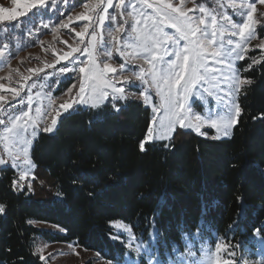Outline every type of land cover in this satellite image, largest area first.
Returning <instances> with one entry per match:
<instances>
[{
	"label": "trees",
	"instance_id": "trees-1",
	"mask_svg": "<svg viewBox=\"0 0 264 264\" xmlns=\"http://www.w3.org/2000/svg\"><path fill=\"white\" fill-rule=\"evenodd\" d=\"M252 59L261 63L245 71ZM238 71L253 83L238 94L242 111L227 139L177 129L141 151L152 118L136 100L78 108L53 133L41 132L30 188L14 190L15 170H0V264H50L35 249L39 239L121 264L128 248L115 221L143 240L154 230L173 257L221 242L218 253L232 252L238 264H264L251 254L264 241V49H250Z\"/></svg>",
	"mask_w": 264,
	"mask_h": 264
},
{
	"label": "snow or ice",
	"instance_id": "snow-or-ice-1",
	"mask_svg": "<svg viewBox=\"0 0 264 264\" xmlns=\"http://www.w3.org/2000/svg\"><path fill=\"white\" fill-rule=\"evenodd\" d=\"M17 8H28L31 3L34 9L32 15L36 16L41 9L46 6V0H29V3H20V0H13ZM264 3V0H261ZM55 3V0H52ZM194 3V0H193ZM219 4V0H217ZM95 15L80 13L77 19L88 21L83 28L76 32V35L83 37L91 27L92 41L91 45L95 47L102 40V31L105 29L107 21L110 27L107 29V36L110 42H105L104 47L114 48L116 53L122 58L118 67L112 64L104 63L100 68L92 59L91 52L86 46L83 53L88 54L87 62L79 68L80 73L85 75L81 78L79 85V100L74 101L77 105H88L91 99V107L97 108L106 100H123L128 97L125 95V88H140V96L143 103L152 106L153 121L157 119L156 114L163 108L164 117L160 120V126L166 132H172L177 126L181 129H193L200 136L220 140L230 138L232 128L238 123L241 115V108L235 102L234 93L239 94L245 85L253 83L251 79L241 78L235 67V62L245 58L248 51V44L256 38V24L258 21L253 19V13L256 11L255 5L241 0H228L226 4H220L225 9L217 15L209 11L203 4H194L192 8H186L184 0L177 6L171 0H96L93 5H84ZM115 9V14H109V9ZM97 9H100L97 11ZM151 9V12L146 11ZM227 9H231L230 15ZM0 13L4 14L5 20H16L18 16L25 15L17 12L16 9L8 10L0 7ZM199 13V15H195ZM119 16V21L117 17ZM239 16L242 22H234L233 17ZM71 19V17H69ZM129 19L132 23L129 25ZM125 25H129V32ZM19 25H14L18 27ZM47 27V25H44ZM171 28L175 31L169 33L165 29ZM134 36L135 43H124L121 45L120 35ZM239 37L240 39H235ZM264 48V43L257 45ZM125 49H131V52ZM79 48H72L59 57L61 60L69 61L75 64L77 58L73 53L80 52ZM112 53L108 52V56ZM142 57L147 62V68L143 65H137L136 59ZM71 58V59H70ZM261 61L252 59L245 71L260 64ZM68 67L59 69L61 74H67L73 71ZM128 75H123L125 71ZM107 74H114L108 76ZM212 84L217 95V100L222 103V112H208L206 116L189 115V109L186 104L190 97L200 93L201 89L208 95H213L205 84ZM120 85V86H118ZM0 85V88H3ZM155 89V95L160 98V105L152 103L151 89ZM22 90V89H21ZM13 98L20 95V90L12 89ZM71 91V89H69ZM32 97H28V110L16 112L17 104L13 103L9 109L0 114V126L4 128L5 140L11 141L13 145H19L17 151L8 149V159L0 158V165H10L18 168L20 164L30 165L28 156V145L32 143L28 135L36 136L38 130L45 133H52L57 125V117L61 112H56L48 126L40 127L38 119L41 117V109L36 108V117L30 116ZM0 101H5L4 96H0ZM7 103V101H5ZM20 105L25 103L21 98ZM64 111L73 108V104L65 103L61 105ZM114 110L120 109L113 105ZM0 109L4 105L0 104ZM207 125L215 130V135L208 137L205 131L201 129ZM29 129L31 130L29 133ZM164 139V136L158 137ZM153 139V128L149 127L146 142ZM140 150H145V142H141ZM22 154V155H21ZM26 172H21L20 181L13 182L14 190H23L25 185L22 183ZM6 211L3 205H0V214ZM118 230L127 231L132 235L130 228L119 222L113 225ZM255 231H259L258 229ZM118 239V237H112ZM131 247V245H127ZM219 251L221 244H216ZM216 264H220L217 261ZM224 264H230L224 261Z\"/></svg>",
	"mask_w": 264,
	"mask_h": 264
},
{
	"label": "rangeland",
	"instance_id": "rangeland-1",
	"mask_svg": "<svg viewBox=\"0 0 264 264\" xmlns=\"http://www.w3.org/2000/svg\"><path fill=\"white\" fill-rule=\"evenodd\" d=\"M115 2L116 0H113V3ZM156 2H159V0H156ZM171 2L178 6L181 3V0H171ZM227 2L228 0H219L218 4L217 0H194L193 3V0H184L186 8H192L194 7V4H203L209 11L214 12L218 19L220 14L225 11V9L220 7V4H226ZM236 2L240 3L241 0H236ZM245 2L255 5L256 11L253 13V19L258 21L255 26L256 38L250 41L247 46L249 51L250 49L257 47V45L264 43V36L261 37L259 35L260 27L262 28L264 26V3H262L261 0H245ZM20 3H29V0H20ZM95 3L96 0H55V3L53 4L52 0H46V6L41 9L40 13L33 16L32 13L34 9H32L31 3H29L28 8H17V5L13 0H0V7L8 10L16 9L17 12L25 14L23 16H18L16 20L9 21L3 19L4 14L0 13V85L4 86L3 88H0V96H4L5 101H7V103H5V101H0V104L4 105V109H0V114H2L4 110L9 109L10 105L13 103L17 104V109L16 112L12 114H19L20 111L28 110V97L31 96L30 116L36 117V108L39 107L41 109V117L38 119V123L42 128L51 123L52 117L55 116L58 111L62 113L61 116L57 117V121L59 122L64 114L78 108L98 110L107 103L124 105L133 100L143 103L142 98H137L140 96L142 89L127 87L125 88V95L128 97L127 99L115 101L109 99L103 104H100L97 108L91 107V99L89 100L88 105H77L74 103V101L80 99L78 96L79 85L81 78L85 75L84 73L79 72V68L85 66V64L80 63V61L87 62L89 60L88 54L83 53V49L86 46L91 52V59L100 68H103L104 63H109L114 67H118L122 62V58L116 53L114 48L104 47L105 42H110V38L107 36V29L110 25L107 21L105 22V29L101 30L102 40L95 47L91 45V27L83 37L76 35V32L80 31L84 24L89 23L88 21L77 19L76 17L79 16L80 13L94 16L95 13L90 12V10L85 8L84 5H93ZM99 10L100 9H97V11ZM115 11V9L110 8L109 14H115ZM146 11L151 12L152 10L146 9ZM227 11L232 15L231 9H227ZM195 15H199V13H195ZM69 17H71V19H69ZM117 19L119 21V16ZM233 19L236 23L242 22V19L239 16H234ZM131 23L132 21L129 19V25ZM14 25L19 26L14 27ZM44 25H47V27H44ZM129 25H125V27L130 32L131 28ZM165 31L173 33L175 30L167 28ZM235 39L239 40L240 38L236 37ZM120 42L121 45L124 43L134 44L135 39L134 36H124L121 34ZM72 48L81 49L80 52L73 53V56L77 58L75 64L59 59L64 53L71 51ZM125 50L128 52L132 51L131 49ZM108 52H111L112 55L108 56ZM240 62L241 60L235 62L237 71ZM136 64L143 65L147 68V62L142 57L136 59ZM61 67H68L70 69L74 68V70L67 74H61L59 71ZM128 74L129 72L127 70L123 73V75ZM107 75L112 76L114 74ZM205 87L210 91H213L214 94L210 96L207 92H204L203 89H201L199 94L190 97L186 104L190 116L193 113L206 116L210 111L214 113L223 111V105L217 100L218 93H216L212 84H205ZM12 89L20 90V95L13 98ZM69 89H71V91H69ZM150 94L152 95V103L159 106L161 101L160 98L155 95L154 88L150 90ZM21 98L25 101L23 105L18 103ZM234 99L238 104V94L234 93ZM65 103L73 104V108L65 112L61 107V105ZM144 106L146 105L144 104ZM146 107L150 109L152 118L151 128H153V139L150 142H168L174 132L181 128L177 126L174 131L170 133L166 132L160 126V120L164 117L163 108H161L156 114L157 119L153 121L152 106L148 105ZM182 130L195 132L193 129ZM210 130L211 133L208 132ZM30 131L31 130L29 129V133ZM201 131H205L208 136L216 134L215 130L209 128L207 125H205ZM41 132L43 131L38 130L36 136H31L29 134L27 137L32 141V143L28 145L27 156L31 161V166L20 164L18 168L14 169L10 165H0V170L3 168H12L15 170V182H21V172H26L27 175L22 181L25 185L24 189L31 187L33 171L31 151L35 140ZM4 136V128L0 126V158L8 159V149L17 151L20 146H14L11 141H6ZM160 136H164L165 138L159 139L158 137ZM143 142L146 141L144 140ZM117 222L128 226L120 221H115L112 225ZM42 227L48 230H53L52 227L46 224ZM116 230L118 233L124 235L126 238V244L131 245V247L127 246L128 249L121 264H216L217 261H220V264H224V261L226 260L229 261L230 264H238L232 252L228 251L226 254H220L226 250L225 245L221 242L217 243L222 245L219 251H217L215 247V251L212 250L202 254L198 249L192 248L184 255L178 253L173 257L167 255L164 250L159 248L155 239L154 230L152 231L150 238L147 240L139 239L133 234L129 235L127 231ZM35 249L40 256L50 264L106 263L96 252L74 245V243H50L43 239H39L38 242L36 241L35 243ZM254 252L255 253L251 254L255 256L257 260H261L264 255V241L258 245ZM247 254L250 253L248 252Z\"/></svg>",
	"mask_w": 264,
	"mask_h": 264
}]
</instances>
